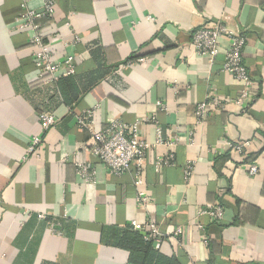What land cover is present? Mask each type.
<instances>
[{"label":"crops","instance_id":"obj_1","mask_svg":"<svg viewBox=\"0 0 264 264\" xmlns=\"http://www.w3.org/2000/svg\"><path fill=\"white\" fill-rule=\"evenodd\" d=\"M23 1L0 0V264H127L113 235L150 220L163 235L160 253L181 264H264V0H50L45 41L56 62L71 56L75 65L61 89L37 80L33 33L11 29ZM27 1L42 13L44 0ZM217 21L246 37L254 85L243 106L209 108L198 122L196 106L209 93L227 102L242 89L222 72L221 55L209 64L191 49L192 32ZM43 105L56 124L24 160L31 137L41 135ZM86 111L96 130L153 116L164 141L178 140L147 158L145 207L134 199L133 169L114 176L82 149L89 135L76 118ZM140 135L153 144L154 126L142 125ZM245 142L242 152L230 150ZM167 154L173 165L155 173L152 162ZM74 161L94 167L93 181L78 178ZM251 162L255 175L246 170ZM216 205L221 221L200 214Z\"/></svg>","mask_w":264,"mask_h":264},{"label":"built area","instance_id":"obj_2","mask_svg":"<svg viewBox=\"0 0 264 264\" xmlns=\"http://www.w3.org/2000/svg\"><path fill=\"white\" fill-rule=\"evenodd\" d=\"M27 0H24L20 6L21 12L12 23L13 31L30 30L33 34L30 42L36 48L32 62L34 73L37 80L43 83L55 82L59 78L68 77L75 74L74 59L71 56L65 57L61 61H55L49 50V46L45 41L42 23L43 19H49L54 12L53 2L50 0L43 1L42 13H37L28 8ZM227 39L226 46H221L219 40ZM80 42V37L76 33H72V40L69 45H76ZM246 37L243 34L230 31L222 21L208 23L199 27L191 34L190 46L192 51L207 60L211 64L219 55L223 57L222 72L231 76L235 81L241 84L237 97L222 102L212 93H209L202 103L198 104L195 109V117L198 122L202 121L209 108L221 110L227 104H233L241 107L248 98V89L254 85L251 81L246 67L243 62V49ZM128 66V64H126ZM158 109H163L161 102L156 103ZM91 111H86L76 118V124L85 130L89 135L90 146H83L99 161V163L112 175L122 176L129 170L133 169V185L136 187L135 202L139 207H145L148 198L143 191L139 189L142 184V176L144 166L150 152L157 145L164 144L171 146L177 143V139L164 141L162 137V129L156 124L155 117L150 116L136 121L133 124H126L119 120L110 121L105 127L96 130ZM56 124L55 116L49 111H43L39 114V127L41 135L31 137L30 143L26 148V156L34 155L35 151L42 146L43 135L46 134ZM144 124L154 126L155 141L153 144L148 143L140 135V127ZM247 143H237L230 145V150L234 153H240ZM66 160V158H64ZM75 173L84 183L93 181L95 175L94 167L84 162H73ZM173 165L172 154L165 157L156 158L152 162L153 170L159 173L164 167ZM194 163L188 162L183 169V180L188 183L193 175ZM249 175H255L258 167L254 162L246 165ZM27 215V212H23ZM200 214L208 216L213 222H219L223 218V208L219 205L209 207L200 211ZM42 219V215L37 216ZM133 230L141 232L147 240L152 241L154 249H159L163 235L158 229L157 224L150 220L145 224L132 222ZM182 229L176 228L173 236L181 235Z\"/></svg>","mask_w":264,"mask_h":264},{"label":"trees","instance_id":"obj_3","mask_svg":"<svg viewBox=\"0 0 264 264\" xmlns=\"http://www.w3.org/2000/svg\"><path fill=\"white\" fill-rule=\"evenodd\" d=\"M46 22L47 19L42 20V23ZM74 76L75 74L69 77L59 78L56 80L57 86L59 85L58 87L60 88L67 82L70 84ZM42 109L44 111L51 110L49 109V105H45ZM113 244L128 253L127 264H181L176 257L165 256L160 253L159 249H154L152 241L147 240L143 233L133 230L131 226L116 230L113 235Z\"/></svg>","mask_w":264,"mask_h":264}]
</instances>
